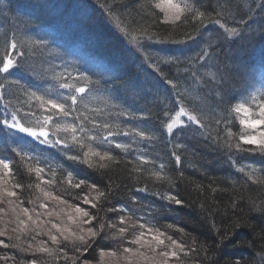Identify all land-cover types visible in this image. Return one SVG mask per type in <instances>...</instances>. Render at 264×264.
Here are the masks:
<instances>
[{"label": "trees", "instance_id": "16d2710c", "mask_svg": "<svg viewBox=\"0 0 264 264\" xmlns=\"http://www.w3.org/2000/svg\"><path fill=\"white\" fill-rule=\"evenodd\" d=\"M187 2L210 14L208 20L201 24L188 13L187 22L166 20L174 11L170 0H0V61L6 52L17 61L8 72H0V158L8 160L12 169L3 187L17 193L0 199L4 209L0 230L6 232L0 240L9 245H0V264H27L33 259L38 264H129L123 257L130 254L122 249L138 247L130 241L139 233V224L160 229L182 243L186 251L195 249L187 256L179 253V258H169V264H233L237 260L240 264H264V212L260 211L264 208V154L226 146V142H238L242 129L241 116L231 114L229 107L263 87L264 0ZM171 3L183 4V0ZM225 27L236 28V34L229 36ZM141 28H147L148 35H141ZM13 37L16 49L6 47ZM19 52L23 55H17ZM61 83L86 91L74 93L60 88ZM31 92L53 98L82 97L76 111L64 119L79 126L81 120L76 117L86 114L100 125L109 124L103 129L84 120V131L76 135L117 159L100 168L99 157L92 156L94 166L89 167L82 162L87 148L74 146L70 134L57 132L55 124L49 125V139L64 140L65 144H41L6 125L4 121L12 119L13 112L25 126L39 127L37 122H43L47 110L39 108ZM181 107L197 115L203 126L182 116L184 123L169 132L165 125ZM54 121L64 122L59 117ZM226 127L235 135L228 137ZM137 131L147 138L136 135ZM93 135L97 140L86 139ZM117 143L128 147L116 148ZM14 150L28 153L32 159L22 158ZM37 163L44 169L42 179L27 172L28 164ZM137 168L142 171H135ZM69 172L73 184L86 183L72 187L65 179ZM153 172L164 178L156 179ZM249 174L254 178L249 179ZM37 183L68 203L45 197L35 188ZM13 184L22 187L13 188ZM93 184L96 190L90 189ZM97 190L104 192L106 199H94ZM165 194L182 203L162 198ZM84 196L96 207L84 203ZM41 203L47 208H41ZM72 205H79L96 219L79 223L89 217H79ZM21 208H28L41 227L28 221L25 232L13 231ZM69 213L77 217V223L68 220ZM121 216L126 223H120ZM21 219L27 217L21 213ZM49 221L86 237L90 226L98 230L103 223L104 229L89 238L87 245L74 237L65 241L52 229L59 237V243H53L48 235ZM120 227L128 231L121 235ZM41 242L52 252H22L11 246L28 248L30 243L35 249ZM101 250L115 251L116 256L101 259ZM131 263L137 264L136 258Z\"/></svg>", "mask_w": 264, "mask_h": 264}, {"label": "snow or ice", "instance_id": "6c2138e0", "mask_svg": "<svg viewBox=\"0 0 264 264\" xmlns=\"http://www.w3.org/2000/svg\"><path fill=\"white\" fill-rule=\"evenodd\" d=\"M159 5H157L158 7ZM170 7L174 9V11L170 12L166 15V20H171L173 22L175 21H181L187 22L189 17L185 15L186 13L191 14V19L196 20L200 19V23L203 24L208 20V17L210 14H206L204 11H201L199 8H197L195 5H190L187 0H183V4L180 3H171L170 0ZM218 15V14H217ZM215 23L220 24V20H215ZM126 31V30H125ZM225 32L229 35H235L237 32L236 28H227L225 27ZM141 35H148V29L147 28H141L140 29ZM135 38V37H134ZM149 39L152 38V35H149ZM24 41H20V45H23ZM6 47H10L12 49H16L18 47V43L13 37L10 44L6 45ZM17 55H23L22 52L17 53ZM202 58V57H201ZM2 67H0V72H8L9 69L13 68L14 65L17 64V61L12 58V55L9 53H5L3 56L2 61ZM83 75V74H82ZM55 79H60V77H55ZM86 80H90L89 77L85 76ZM168 83H172L169 81ZM0 87H3V85H0ZM59 87L62 89H73L74 93H85L86 89L84 87H75L72 84L68 83H61L59 84ZM31 98L35 99L38 102V106L40 109L47 110L46 115L43 116V122L39 124V127H28L25 126L23 123L20 122V120L17 118V113H12V123H9L7 120L4 121L6 125L13 129H18L22 133H26L27 135L35 138L36 140H39L41 144H51L53 146H56L58 144H65L64 140H50L49 139V125L55 124L56 131L57 132H64L68 133L71 136V140L73 141V145L78 147L80 150H84L87 148V151H83V163H87L89 167H93L94 165L90 162V157L95 156L99 157L101 163L98 165L100 168L106 167L107 161H113L117 158L112 155L110 151L100 152L97 149L91 147L90 144L85 143L84 137H77L76 133L77 131H84L83 128V121L84 120H91V123L93 124V127H100L103 129H108L110 127L109 124H98L95 118L88 117L86 114L83 116H77L76 119L81 120V124L78 126L76 123H68L64 118L71 115L74 111H76L75 106L77 103L82 102V97L78 98L77 95L71 94L68 96H60L57 95L56 98H53L51 95L45 94H37L36 92L30 93ZM253 106L255 107V112L257 118H252L253 113ZM196 110V106L194 105L193 111ZM94 111H99V109H95ZM229 112L233 115H241L242 117L239 120L240 125L242 126L241 132L239 134L238 142L234 145L230 142H226V146L228 148H235L237 151H248V152H255L259 151L261 154H264V130L260 128L261 125H264V91H261L258 95H252L247 100L238 102L235 105H231L229 107ZM33 115H35L33 113ZM167 115V114H166ZM182 116H187L189 121H192L198 125H201L200 118L190 113L187 109L184 107H181L179 111L175 113L174 116L170 117V122H168L165 127L166 129L171 132L172 129L177 124H183L184 121L181 119ZM54 117H59L60 120L64 121L62 123L54 121ZM225 124L228 123L227 120L224 121ZM217 124L221 123L220 120L216 121ZM203 126V125H201ZM253 130V131H249ZM225 132L228 137H232L235 135V133L232 132L230 127L225 128ZM112 132H108V136H112ZM136 135L147 138L145 133L143 131H137ZM43 138V139H41ZM97 136H89L86 139L88 141H95L97 140ZM219 139V137H218ZM105 142H107V137L104 138ZM243 145H254V148H244ZM67 147V145H66ZM116 148H123L127 149V145L119 144L117 143L115 145ZM17 152L18 155H21L22 158L32 159V157L29 156L28 153L21 152L19 150H14ZM68 159L72 160H78L80 157L78 156H69ZM141 160H144V157H140ZM177 161H179L180 157H176ZM163 165H161V168ZM135 171H142V169L137 168L134 169ZM240 171H244L243 168L240 169ZM27 172L29 174H35L38 179H42L41 174L44 172V169L38 166V163L36 166H33L31 164L27 165ZM12 169L10 167V162L6 159L0 158V199H2L3 195H7L8 197H14L17 195L15 191L9 190L6 187H3V185L8 183V180L5 179L6 177L11 178ZM52 175L55 176V172H52ZM156 179H163L164 177L160 172H153L151 173ZM249 179H253V175L249 174ZM66 182L75 188H80L81 185H84L86 182L84 180H80L78 183L73 184L74 177L72 173H68L67 177H65ZM48 184L54 183V181H47ZM22 187L20 184H13V188H20ZM29 187H32V185H29ZM90 189L96 190L97 186L95 184L89 186ZM35 188L39 189L40 192L47 198L54 199L56 201H59L60 203L67 204L68 201L63 200L60 196L54 195L52 192L46 191L43 187H41L40 183H37L35 185ZM106 199V194L102 191L97 190V195L94 197V199L99 200L100 198ZM162 198L168 199L170 201L175 202L176 204L182 203L179 199H177L175 196H172L171 194H165ZM84 203L91 204L93 208L96 207V204L92 202V200H89L87 196L83 197ZM135 199V198H134ZM31 202V201H30ZM9 205L13 203V201H8ZM22 203V202H21ZM235 207V205H233ZM41 208H47V204L41 203ZM74 208L75 213L78 214L79 217H89V219L84 220L81 219L79 223L81 224H89L91 220L96 219L95 217H90V214L85 209L81 208L79 205H72L70 206ZM255 207V205H254ZM121 211H124L125 209H120ZM4 209L0 208V212H3ZM13 212H15V208L12 209ZM114 211V210H113ZM260 211L264 212V208H261ZM21 213L27 217V220L21 219ZM37 217H39L40 213L36 214ZM49 216L53 215L52 212L48 213ZM55 215H59V213H55ZM130 219V217L128 218ZM68 220L72 223H77V217H74L72 214H68ZM28 221H31L32 224H35L37 228L41 227L40 224H37L36 220H33V217L30 213V210L28 208H21L20 213H16V222L18 227L14 228L13 231L18 232H25L28 229ZM51 223V221H49ZM120 223L124 224L126 223V218L121 216L120 217ZM109 227H115L114 224L109 223ZM236 226H240L239 223L236 224ZM131 227H136V225H131ZM167 227L172 228L173 225H168ZM213 228H215V225L213 224ZM52 229H55L60 237H63L65 241H70L72 237L75 238V240H78L82 243V245H87L89 238L94 239L97 237L100 232L104 229V224L101 223L99 226V229H94L91 226L87 228V237L83 234H77L76 232H73L70 227L62 226L61 224L57 223H51V229H48V235L49 239L53 243H59V237L52 233ZM139 233L134 236V238L130 241L131 244L137 245L138 247H125L122 249L123 253L130 254L125 255L123 258L127 261H129V264H131V261L133 258H136L137 264H139V261H144L145 264H169V258L175 257L179 258V253H183L185 256L189 254V251H195V249L185 250V246L182 243H179L177 240L173 239L171 236L167 235L165 232H161L158 228L149 227L146 224H139ZM145 229L147 231H145ZM128 231V228L126 227H120L118 229V232L122 235L125 232ZM179 231L183 232V229H179ZM84 232V229H81V233ZM67 233V235L65 234ZM6 232L3 230H0V236H5ZM150 236L151 239H145V236ZM35 237H33L34 239ZM11 239V237H9ZM17 240L20 239L19 236L16 237ZM167 241V243H166ZM74 242V241H72ZM195 243V241H193ZM0 245H3L4 247H9V245L5 244L3 240H0ZM12 247H17L20 249V251H34V252H46L51 253L52 249L43 246V242H41V245L36 247L35 249L32 248V245L29 243L28 248H23L19 244L11 245ZM143 249V251L141 250ZM80 248H76V251H80ZM206 250V249H205ZM60 251H63V249H60ZM84 251H87V247H84ZM101 259L105 256H116L115 251H109L104 252L101 250L100 252ZM3 259L7 260L8 257H3ZM58 259V257H57ZM27 264H38V261L33 259L27 262ZM86 264V262H85ZM233 264H240V261H234Z\"/></svg>", "mask_w": 264, "mask_h": 264}, {"label": "rangeland", "instance_id": "374dc122", "mask_svg": "<svg viewBox=\"0 0 264 264\" xmlns=\"http://www.w3.org/2000/svg\"><path fill=\"white\" fill-rule=\"evenodd\" d=\"M262 86H263L262 89L258 91L259 93H260L261 91H264V85H262ZM259 93H257V94L255 93V95H258ZM240 116H241V118H243V117H242V114H241ZM252 118H254V119L257 118V116H256V112H255V107H254V106H253ZM8 122H9V123H12L13 121H12V119H9ZM177 125H178V124H177ZM260 128H261L262 130H264V125H261ZM249 131H253V130H249ZM41 139H43V138H41ZM131 264H132V263H131Z\"/></svg>", "mask_w": 264, "mask_h": 264}]
</instances>
